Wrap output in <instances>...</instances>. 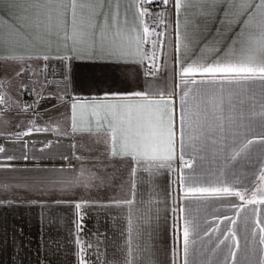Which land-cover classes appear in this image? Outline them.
<instances>
[{
  "label": "snow or ice",
  "instance_id": "snow-or-ice-1",
  "mask_svg": "<svg viewBox=\"0 0 264 264\" xmlns=\"http://www.w3.org/2000/svg\"><path fill=\"white\" fill-rule=\"evenodd\" d=\"M151 2L136 0L139 27L128 28L126 14L121 18L120 0H33L32 15L27 14V8L16 11L15 0H0L12 21L5 33V17L0 16V43L13 34L46 43L45 37L55 34L77 59L99 57L116 64L148 60L156 69L163 33L145 23L149 13L143 4ZM160 3L167 4L168 0ZM174 7L176 50L183 57L178 84L161 87L145 81L130 91L106 92L91 103H73L71 131L95 135L96 143H103L110 156L133 161V176L140 165L148 172L174 171L171 162L179 159L177 175L183 199L214 198L231 206L233 216L224 217L229 224L227 234L221 233L210 251L206 245L211 239L205 242L203 236L211 234L197 217L185 214L182 239L171 250V264H264L249 258V242L264 245V218L257 207L264 206V0H174ZM197 17L203 20L196 23ZM145 44L151 45V52L145 50ZM0 59L22 61L24 57ZM4 103L0 93V104ZM209 153L211 162H219L215 170L206 167ZM257 162L258 169L251 173L248 183H242L238 170ZM257 178L260 183L246 198ZM93 179L89 176L78 183L89 187ZM134 197L135 192L133 199L113 203L131 206ZM86 203L74 207L79 210ZM247 205L253 207L247 209ZM178 211L186 213L187 208ZM77 219L82 220V216ZM128 234L125 256L114 264H156L150 246H133L131 218ZM84 250L81 245L79 264H86Z\"/></svg>",
  "mask_w": 264,
  "mask_h": 264
},
{
  "label": "crops",
  "instance_id": "crops-1",
  "mask_svg": "<svg viewBox=\"0 0 264 264\" xmlns=\"http://www.w3.org/2000/svg\"><path fill=\"white\" fill-rule=\"evenodd\" d=\"M171 1L162 4L160 0H152L143 4L149 13L144 17L145 23L150 29L163 33L159 37L156 69L148 60L142 64H116L99 57L77 59L65 47V41L55 34L45 37L46 43L30 42L14 34L0 43V58L24 57L22 61L0 59V93L4 94L8 108L0 119V147L4 149L0 152V160L17 162L11 167H0V264H79L81 245L85 246L83 259L86 264H114L125 256L129 218L133 246H150L156 264H171V250L182 239L185 214L197 217L211 234L210 237L203 236L205 242L211 239L206 245L209 251L221 238V233L227 234L229 224L224 217L233 216L231 206L214 198L190 196L183 199V187L177 175L181 168L179 159L171 162L174 171L148 172L140 165L136 166L133 176V161L110 156L103 143H96L98 137L95 135L71 131L73 103H91L96 98H103L106 92L130 91L145 81L159 83L161 87L178 84L179 61L183 57L176 50L177 13L175 8L174 12L169 9ZM32 2L15 0V10L27 8V14L32 15ZM136 11V0H120L121 18L127 16L126 27H139ZM0 16L5 17L2 28L7 33L8 24L12 22L7 8L0 6ZM202 20L197 17L196 23ZM180 23L183 29V13ZM144 48L149 52L152 50L150 44H145ZM44 56L48 59L45 60ZM66 56L69 59H60ZM51 60L65 62L66 77L55 82L52 92L41 105L46 117L44 123L21 128L16 121L22 110V91L30 85L44 84L45 64ZM179 91L176 87L177 94ZM66 97L70 98L68 105L64 101ZM45 128L48 130L43 131ZM29 131L30 134L50 132L60 140L27 141L23 134ZM64 138H70L71 144ZM40 144L58 145L64 153L44 156ZM69 156L74 161L72 167L23 164L28 159L64 161V157ZM208 161L207 168L215 170L219 166V162H211V153ZM258 167V162L245 164L238 170L237 178L248 183L251 173ZM89 176L95 177L89 187L78 183ZM259 183L257 178L256 183L251 184L246 198ZM133 192L135 197L131 206H115L113 203L133 199ZM83 202L87 203L76 210L74 205ZM238 203L243 204V201ZM180 207H186L187 212H179ZM252 207L246 206L247 209ZM257 207L264 218V206ZM78 216H82V220L78 221ZM214 228L220 231L213 232ZM249 253L250 260L264 262V245L257 243L253 246L249 242Z\"/></svg>",
  "mask_w": 264,
  "mask_h": 264
},
{
  "label": "built area",
  "instance_id": "built-area-1",
  "mask_svg": "<svg viewBox=\"0 0 264 264\" xmlns=\"http://www.w3.org/2000/svg\"><path fill=\"white\" fill-rule=\"evenodd\" d=\"M174 2L171 1L169 5V9L171 12H174ZM45 82L42 88H37L35 86H28L24 88L22 91V110L28 114H37L40 111L41 105L48 94L52 92L53 85L55 82H58L66 77V66L65 62L62 60H51L47 61L45 64ZM65 104L68 105L70 102V98H64ZM27 109V110H25ZM8 108L6 104H0V115L7 112ZM27 141L37 140V141H54L60 140V138L55 137L50 132H36L31 133L29 135H25L23 137ZM69 144H71L70 138H64ZM17 162L11 160H0V167H11L16 165ZM23 164H31L34 167H41L45 165L49 166H64V167H72L74 165V161L67 158L64 161H31L27 160Z\"/></svg>",
  "mask_w": 264,
  "mask_h": 264
},
{
  "label": "rangeland",
  "instance_id": "rangeland-1",
  "mask_svg": "<svg viewBox=\"0 0 264 264\" xmlns=\"http://www.w3.org/2000/svg\"><path fill=\"white\" fill-rule=\"evenodd\" d=\"M30 86L42 88L41 86H43V84L41 83L39 86L37 85H30ZM42 111H43L42 107L40 108V111L37 114H28L23 112V110H21L20 114L17 117V121H16L17 125L20 126L21 128H27L29 126L37 127L40 126V124L42 125L44 123V119L46 118L45 115H43ZM3 115L2 114L0 115V119L2 118ZM40 146L44 156H50L52 154L62 155L64 153L63 149L62 148L60 149L58 145H55L54 147L52 146L49 147L48 145L40 144Z\"/></svg>",
  "mask_w": 264,
  "mask_h": 264
}]
</instances>
